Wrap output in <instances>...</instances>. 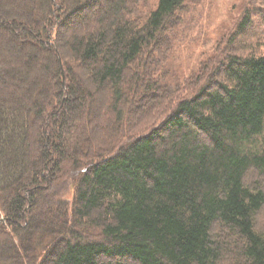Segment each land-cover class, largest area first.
I'll list each match as a JSON object with an SVG mask.
<instances>
[{"label":"trees","instance_id":"obj_1","mask_svg":"<svg viewBox=\"0 0 264 264\" xmlns=\"http://www.w3.org/2000/svg\"><path fill=\"white\" fill-rule=\"evenodd\" d=\"M188 1L0 0V264H264V0L182 76Z\"/></svg>","mask_w":264,"mask_h":264},{"label":"rangeland","instance_id":"obj_2","mask_svg":"<svg viewBox=\"0 0 264 264\" xmlns=\"http://www.w3.org/2000/svg\"><path fill=\"white\" fill-rule=\"evenodd\" d=\"M262 2V0H189L187 5L189 15L184 27L185 44L170 61L171 67L181 70L182 76L196 70L199 63L211 58L216 41L223 40L237 28L244 11Z\"/></svg>","mask_w":264,"mask_h":264}]
</instances>
